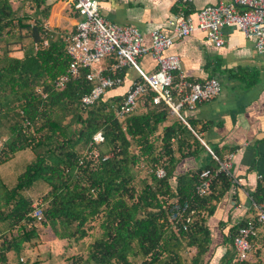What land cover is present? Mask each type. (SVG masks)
<instances>
[{
  "label": "trees",
  "instance_id": "trees-1",
  "mask_svg": "<svg viewBox=\"0 0 264 264\" xmlns=\"http://www.w3.org/2000/svg\"><path fill=\"white\" fill-rule=\"evenodd\" d=\"M27 1L34 3L31 13L0 0V134L5 135L0 167L10 160L14 164L12 174L0 172V264H8L9 252L16 256L15 264H42L39 259L20 260L25 250L42 242L41 227H49L57 239L79 242L93 221L100 232L83 246V254L71 256L67 264H205L209 201L216 182L226 189L229 178L220 171L210 194L194 195L200 172L218 166L211 157L208 164L178 174L171 185L177 162L205 150L191 130L196 131L194 123L186 120L190 129L164 102L154 103L153 91L139 98L136 108L122 119L117 118L116 109L125 95L107 97L105 92L92 105L82 107L81 96L93 86L86 78L87 69L82 68L77 78L61 88L55 87L68 66L67 36L44 27L42 18L50 8L46 0ZM43 39L47 44L43 45ZM15 44L22 49L20 58L10 54ZM97 131L104 135L97 144L99 156H84L79 163L78 145L85 147ZM27 148L33 155L22 167L16 157ZM214 154L222 160L218 151ZM104 155L108 157L102 159ZM159 167L165 177L155 175ZM136 172L145 175L139 183ZM258 192L257 201H261L262 184ZM174 199L188 200V213L193 210L186 229L178 232L168 220ZM34 204L42 212L36 224L29 216ZM233 231L225 239L231 247L219 264H264V256L254 254L264 250L256 248L262 231L254 239L250 257L232 263L237 229ZM188 247L196 252L187 261L182 252Z\"/></svg>",
  "mask_w": 264,
  "mask_h": 264
},
{
  "label": "crops",
  "instance_id": "crops-1",
  "mask_svg": "<svg viewBox=\"0 0 264 264\" xmlns=\"http://www.w3.org/2000/svg\"><path fill=\"white\" fill-rule=\"evenodd\" d=\"M13 9L31 13L34 3L27 0H9ZM67 0H46L49 5L47 17L42 18L45 28L69 36L81 19L66 5ZM102 16L117 24H132L143 34V44H150L151 30L160 29L169 34L168 20L179 9L194 13L207 4L229 0H97ZM224 44L215 46L204 32L194 31L174 41L166 51L180 59L181 70L188 80L202 81L216 77L221 83L220 93L209 101L199 102L193 110L183 109L184 123L191 120L196 131L191 129L205 150L196 155L181 158L175 165L170 183L175 177L190 169L208 164L211 152L218 151L222 159L232 153L231 173L235 181L228 179L224 189L218 180L210 198L211 210L206 213V225L210 232L209 254L205 264H219L220 258L231 247L229 234L244 224L254 222L256 210L252 205L259 196L264 176V53H258L254 38L245 36L235 25L221 28ZM66 37V38H67ZM13 48L12 56L22 57L20 46ZM110 57L102 59L97 67L104 74L109 70ZM144 72L156 69L150 53L138 58ZM117 73V72H116ZM123 82L106 91L107 97L124 96L133 81L138 80V71L125 67L119 71ZM172 114V113H171ZM13 160L1 170L12 172ZM0 170V171H1ZM206 211V210H205ZM233 231V232H234ZM263 235V234H262ZM264 247V235L256 241V248Z\"/></svg>",
  "mask_w": 264,
  "mask_h": 264
},
{
  "label": "built area",
  "instance_id": "built-area-1",
  "mask_svg": "<svg viewBox=\"0 0 264 264\" xmlns=\"http://www.w3.org/2000/svg\"><path fill=\"white\" fill-rule=\"evenodd\" d=\"M183 3L189 0H181ZM66 5L75 11L81 19L77 21L73 31L66 38L65 51L69 58L66 73L55 80V87L61 88L70 79L79 76L82 68L87 69L86 78L93 82L91 90L81 96L80 104L86 108L92 105L107 89L120 85L123 76L104 74L97 67L98 63L110 57L112 63L109 70L119 72L125 67H133L138 71V80L133 81L125 92V97L116 109V116L122 119L133 111L139 98L149 91L155 94L154 103L164 102L172 113L182 121L183 109L193 110L199 102L215 98L221 91V83L216 77H209L202 81L188 80L181 70L179 57L166 52L174 41L194 32L205 33L206 38L215 46H222L224 38L221 28L225 25H235L245 36L254 38V46L258 53H264V0H229L207 4L194 13H186L179 9L168 20L171 28L169 34L160 29L149 33L150 44H143V34L132 24H117L101 15L97 0H67ZM43 45L47 39H43ZM150 53L156 62V69L144 72L138 64V58ZM185 122V121H184ZM104 140L101 131L93 134L90 141L81 152L79 163L84 156H99L97 144ZM212 157L217 161L215 169L205 168L199 174V182L194 188V195L207 196L212 192V181L220 171L235 181L231 173L232 153L220 160L214 153ZM102 156V159L107 158ZM158 178L165 177L162 167L154 171ZM264 187V176L259 174ZM256 210L254 222L241 225L233 237V262L247 260L254 248V239L259 231L264 232V196L261 201H253ZM188 200L170 201L168 220L173 231L186 229L192 220L193 210ZM30 222L36 224L42 219L39 205L29 214Z\"/></svg>",
  "mask_w": 264,
  "mask_h": 264
},
{
  "label": "rangeland",
  "instance_id": "rangeland-1",
  "mask_svg": "<svg viewBox=\"0 0 264 264\" xmlns=\"http://www.w3.org/2000/svg\"><path fill=\"white\" fill-rule=\"evenodd\" d=\"M19 44L12 45L11 48H18ZM13 50V49H12ZM183 111V110H182ZM1 131V130H0ZM3 131V128H2ZM1 133V132H0ZM5 135L2 133L0 134V145L2 142V138ZM80 151L84 149L83 145H78ZM32 152L30 149H25L19 152L18 156L16 157V163L22 166L26 161L30 160L32 157ZM14 164H12L13 169ZM23 167V166H22ZM1 170V169H0ZM7 173L10 170H6ZM1 173L5 172L3 170L0 171ZM6 173V172H5ZM12 174V173H8ZM144 174L142 172H136V182L139 183L142 178H144ZM36 195L34 197H38ZM90 228L88 229V235L84 237L79 242H74L71 239H57L51 229L49 227H41L39 230L41 232L42 242L37 246L25 250L21 254V261L25 262L27 259L33 261L35 259L41 260L42 264H67L71 262V256H75L78 254H83L84 249L83 246L91 239L100 232L98 227V222L93 221L88 223ZM196 252L195 247H188L185 251L182 252L185 259H190ZM256 257L264 256V250H259L258 252L254 253ZM16 256L12 253H8V264H15Z\"/></svg>",
  "mask_w": 264,
  "mask_h": 264
}]
</instances>
